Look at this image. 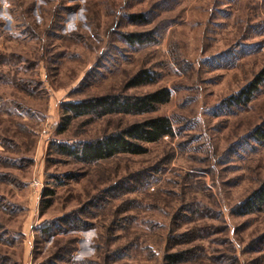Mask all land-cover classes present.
Listing matches in <instances>:
<instances>
[{"label": "rangeland", "instance_id": "rangeland-1", "mask_svg": "<svg viewBox=\"0 0 264 264\" xmlns=\"http://www.w3.org/2000/svg\"><path fill=\"white\" fill-rule=\"evenodd\" d=\"M262 70L264 0H0V264H264V206L240 209L264 180V80L229 102ZM161 88L153 111L61 129L66 102ZM155 116L173 135L142 154L57 147Z\"/></svg>", "mask_w": 264, "mask_h": 264}, {"label": "trees", "instance_id": "trees-1", "mask_svg": "<svg viewBox=\"0 0 264 264\" xmlns=\"http://www.w3.org/2000/svg\"><path fill=\"white\" fill-rule=\"evenodd\" d=\"M133 15L132 17H134ZM141 17V15H136ZM135 17V18H136ZM142 35L126 34L125 37L130 42H141ZM153 80L148 70H140L134 74L129 83L131 86H138L150 83ZM264 80V70L255 76L248 85L237 95L229 98L230 104L247 103L251 94L257 89ZM169 90L161 88L153 92L140 96H120L102 95L95 96L80 101H69L64 103V123L61 129H65L71 119L83 115L102 116L109 113H147L153 111L157 105L169 100ZM252 136L257 141H264V120L257 125ZM173 135L171 120L167 116H155L134 122L121 130L111 132L102 137L86 140L77 145L59 144L57 147L61 153L71 156L85 163L97 162L117 156L119 154H142L146 152L147 143L157 142L165 136ZM51 195V191L47 190ZM47 201L46 206L50 204ZM264 206V180L240 203L241 213H251ZM45 232L48 229H44ZM191 250L166 254L164 260L166 264H176L184 261Z\"/></svg>", "mask_w": 264, "mask_h": 264}]
</instances>
